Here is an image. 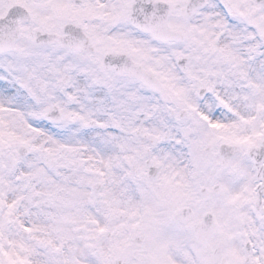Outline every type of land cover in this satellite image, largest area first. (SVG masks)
<instances>
[{"label": "snow or ice", "instance_id": "1", "mask_svg": "<svg viewBox=\"0 0 264 264\" xmlns=\"http://www.w3.org/2000/svg\"><path fill=\"white\" fill-rule=\"evenodd\" d=\"M0 264H264V0H0Z\"/></svg>", "mask_w": 264, "mask_h": 264}]
</instances>
